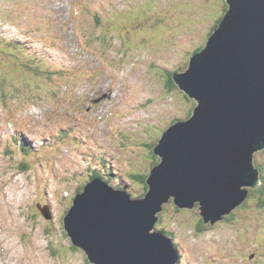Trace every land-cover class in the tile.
Returning <instances> with one entry per match:
<instances>
[{"label":"rangeland","instance_id":"obj_1","mask_svg":"<svg viewBox=\"0 0 264 264\" xmlns=\"http://www.w3.org/2000/svg\"><path fill=\"white\" fill-rule=\"evenodd\" d=\"M222 1L0 0V89L12 96L0 90V264H92L62 218L100 166L111 186L143 193L151 147L195 104L167 89L169 74L186 69ZM21 141L33 145L26 157ZM254 163L261 193L232 218L210 226L196 208L164 212L154 230L174 234L180 264H264V153Z\"/></svg>","mask_w":264,"mask_h":264},{"label":"water","instance_id":"obj_2","mask_svg":"<svg viewBox=\"0 0 264 264\" xmlns=\"http://www.w3.org/2000/svg\"><path fill=\"white\" fill-rule=\"evenodd\" d=\"M227 9L188 68L172 76L197 102L153 149L160 162L139 199L102 179L85 185L64 217L73 244L94 264H175L173 242L151 230L170 198L222 220L260 183L253 154L264 148V0H225ZM49 218L47 208H41ZM67 235V236H68Z\"/></svg>","mask_w":264,"mask_h":264},{"label":"trees","instance_id":"obj_3","mask_svg":"<svg viewBox=\"0 0 264 264\" xmlns=\"http://www.w3.org/2000/svg\"><path fill=\"white\" fill-rule=\"evenodd\" d=\"M219 11H221L222 9L224 10L223 11V13L226 11V9H227V4H226V1L225 0H223L221 3H219ZM220 18H221V16H218L217 17V19L218 20H220ZM217 19L215 20V22L217 21ZM214 22V23H215ZM219 23V22H218ZM217 26V25H216ZM195 52H197L198 51V49H195L194 50ZM173 74H171V76H172ZM171 76H170V74H169V77H168V79H170L168 82H167V89L168 90H172V87L175 85L174 84V81L172 80V78H171ZM0 90H3L2 92H3V95H6L7 94V92L3 89V88H1ZM27 96H28V98H33L35 95H33L32 93H28L27 94ZM8 97H10L11 99H12V96H7V97H5L4 98V100L6 101L7 100V98ZM10 99V100H11ZM36 100H37V98H36ZM12 101V100H11ZM0 102H2V101H0ZM26 102V101H25ZM191 114V112L189 113V115ZM183 118H185L186 119V117H181V119H176V120H174L173 122H176L177 121V123L178 122H181V120H183ZM172 122V123H173ZM165 131V130H164ZM154 146V145H153ZM153 146L151 147V152H152V148H153ZM153 159L156 161V163L158 162V159L157 158H155V156H153ZM141 167H144V165H142ZM140 171H142L143 169H139ZM106 170L105 169H98V170H96V172H95V174H93L92 176H90L89 178H88V180H92V178L93 177H97V176H100V174H101V172H105ZM135 176H137V175H135ZM139 179H140V181L144 184L143 185V187H144V191H143V193L139 196V197H142V196H144L145 195V193H146V191L148 190V185L146 184V182H145V179L147 178V176H137ZM260 189H261V187L260 188H257V189H255V190H252V191H250V196L252 195V194H254V193H261V191H260ZM80 190H81V187L78 189V191L77 192H80ZM245 204H246V202H245ZM174 207V208H173ZM173 210H175V211H178L179 212V209L178 208H176L174 205H173V203L172 202H168V203H166V204H163V209L159 212V215L162 217V215L164 214V212L166 211V212H168V211H173ZM235 211V210H234ZM234 211H232V212H234ZM231 217H233V215L231 214L230 215ZM229 216V217H230ZM228 217V218H229ZM162 221V220H161ZM201 223V222H200ZM160 224H161V222H160ZM216 225V224H215ZM207 228V226H205V225H203V227H202V229L200 230V231H202V232H204V230ZM161 230L163 231L164 229L163 228H161ZM171 234V233H170ZM179 263V262H178Z\"/></svg>","mask_w":264,"mask_h":264},{"label":"flooded vegetation","instance_id":"obj_4","mask_svg":"<svg viewBox=\"0 0 264 264\" xmlns=\"http://www.w3.org/2000/svg\"><path fill=\"white\" fill-rule=\"evenodd\" d=\"M219 20L217 19V21L211 26L210 32L208 34V36L212 33V31L214 30V28L216 27V25L218 24ZM207 36V38H208ZM199 50L202 48V46L198 47ZM198 227V226H197Z\"/></svg>","mask_w":264,"mask_h":264},{"label":"bare ground","instance_id":"obj_5","mask_svg":"<svg viewBox=\"0 0 264 264\" xmlns=\"http://www.w3.org/2000/svg\"><path fill=\"white\" fill-rule=\"evenodd\" d=\"M74 126H77V123L75 122V125ZM53 132V131H52ZM54 140V139H53ZM103 161V160H102ZM99 166V165H98ZM97 166V167H98ZM93 180H95V179H93ZM93 180H89L88 182H86L85 183V185L87 184V183H89L90 181H93ZM126 189V188H125ZM37 201V200H36ZM33 202H35V201H33ZM12 239V238H11ZM12 245H13V239H12ZM15 247V246H14ZM20 250H22V248L20 247ZM35 255V254H34ZM36 256V255H35ZM92 263V262H91ZM92 264H94V263H92Z\"/></svg>","mask_w":264,"mask_h":264}]
</instances>
